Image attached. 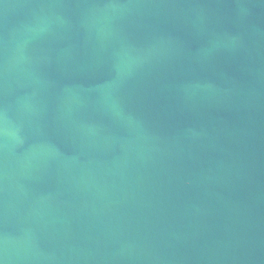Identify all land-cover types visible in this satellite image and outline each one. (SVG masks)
Wrapping results in <instances>:
<instances>
[{
  "label": "water",
  "instance_id": "water-1",
  "mask_svg": "<svg viewBox=\"0 0 264 264\" xmlns=\"http://www.w3.org/2000/svg\"><path fill=\"white\" fill-rule=\"evenodd\" d=\"M0 264H264V0H0Z\"/></svg>",
  "mask_w": 264,
  "mask_h": 264
}]
</instances>
